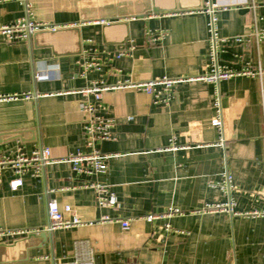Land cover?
<instances>
[{"label":"crops","instance_id":"obj_1","mask_svg":"<svg viewBox=\"0 0 264 264\" xmlns=\"http://www.w3.org/2000/svg\"><path fill=\"white\" fill-rule=\"evenodd\" d=\"M206 2L227 39L218 63L264 68V42L232 39L254 17L264 26V0H0V25L28 15L59 29L16 41L0 36V155L18 145L26 153L46 146L54 158L90 151L80 105L94 97L80 89L182 79L167 104L129 87L102 92V114L115 121L112 139L94 142L112 155L106 172L77 175L68 163L54 162L40 178L22 176L17 189L8 185L13 172L2 173L0 228L47 237L30 238V247L22 241L27 234L0 241L18 240L0 246V264H264V214H252L264 212V79L237 75L216 89L199 78L212 64ZM161 32V39H148ZM120 50L129 51L115 57ZM93 53L100 69L82 76L78 60ZM9 95L17 97L4 99ZM216 115L221 128L211 125ZM225 172L233 178L232 212L200 211L228 201L209 186ZM85 182L106 185L116 203L99 205ZM49 197L61 210L69 205L65 216L82 224L46 231ZM169 208L183 215L165 216ZM149 214L157 217L148 222ZM105 216L112 220L100 221Z\"/></svg>","mask_w":264,"mask_h":264},{"label":"built area","instance_id":"obj_2","mask_svg":"<svg viewBox=\"0 0 264 264\" xmlns=\"http://www.w3.org/2000/svg\"><path fill=\"white\" fill-rule=\"evenodd\" d=\"M28 5L26 4V7ZM214 5L206 2L204 12L208 15L206 22L208 29V42H209V55L212 59V64L210 69L199 78L207 83L215 85L216 89L220 81L228 80L233 76L245 75L257 77L260 82L264 79V68L260 65L253 69L251 67H245L240 70H235L232 68H226L221 66L218 63L217 53L219 46L227 41V39L220 37L218 34V25H216V14ZM252 26L245 34L234 36L232 39L243 45H247L250 42L259 44L264 42V26H260L256 17L253 18ZM41 29L48 30H57L55 25H49L44 21H36L28 15L23 18L17 19L15 22L0 25V36L6 41H16L28 39L32 34L41 31ZM164 32L159 33L158 35H150L148 39L151 41H156L162 38ZM133 46L129 47L131 50ZM120 50L116 52L115 57H121L126 55L128 51ZM78 63L81 67V75L85 76L88 72L93 71L94 69H100L101 62L100 58L96 55L89 57V55H83ZM36 78L39 79L40 75L36 74ZM182 79H174L167 76L156 77L154 79H148L144 82H133L131 80H125L118 82L117 84L108 85H99L94 83L92 86L84 87L79 91L85 97L92 96L94 101L85 100L81 103L80 108L85 114L83 121V131L86 139V145L91 148L90 151H79L75 153H68L62 158H54L51 153V149L44 146L43 148H33L29 152H25L18 145L15 148L14 152L10 154L0 155V180L1 175L5 170H10L13 172L14 176L9 181V186L11 189H17L22 184V176L30 175L33 178H40L42 176L43 170L46 165L54 162H66L71 166V170L79 175H96L98 173L106 172L107 165L106 160L112 157L111 154L102 153L98 148H94V142L96 140H111L112 133L111 129L115 123L113 118H108L102 114L103 105H102V92L106 90H111V88H134L147 93L152 97L153 103H168L172 97V88L176 83H179ZM26 97H31V93L27 92L23 95ZM17 95H9L4 99L16 98ZM264 105V103H263ZM131 118V116H129ZM212 126H217L221 128L222 121L219 115H216L211 120ZM82 187L91 188L95 192V199L99 205L102 206H113L116 203V199L113 194L110 192L109 188L99 182H85L81 184ZM209 186L213 188H219L223 193L229 195L228 201L226 202H217V203H205L200 211L214 213L217 211H228L232 212V206L234 204L233 198L230 195V191L233 188V178L225 172L222 173L219 180L210 181ZM71 210L69 205H65L63 210L58 207L57 201L53 198L47 199V218L48 225L47 230H55L64 227L78 226L82 224V221L76 217H66L65 212ZM199 211V212H200ZM175 214L183 215V212L179 208H169L165 213V216H173ZM252 214H264V212L259 213L257 211H252ZM157 216L149 214L145 219L149 222ZM111 221L112 219L108 216L103 217L100 221ZM99 220L97 222H100ZM122 228L126 229L129 227L128 219H118ZM169 225L166 224V228ZM31 231V230H30ZM30 231L25 229H12L5 230L0 228V241L9 240L14 237H22L30 233ZM76 264V262L72 263ZM82 264H88L84 261Z\"/></svg>","mask_w":264,"mask_h":264},{"label":"water","instance_id":"obj_3","mask_svg":"<svg viewBox=\"0 0 264 264\" xmlns=\"http://www.w3.org/2000/svg\"><path fill=\"white\" fill-rule=\"evenodd\" d=\"M156 11H157V9H156ZM59 29H57V30H49L50 32H52V33H55V32H57ZM38 33H40V32H36V34H38ZM35 34V33H34ZM35 34V35H36ZM32 237H35V238H39V240L41 241V242H44L45 241V239H46V237H47V235H46V233L44 232V231H41V232H38V233H36V232H30V233H28L27 234V237L26 238H24V239H22V241L24 242V246H28V247H30V245H29V241H30V238H32ZM16 243H18V240H15L14 242H13V244H11V245H9V244H5V243H0V246H4V247H10V246H13L14 244H16ZM40 245V243L39 244H37L36 246H39Z\"/></svg>","mask_w":264,"mask_h":264}]
</instances>
